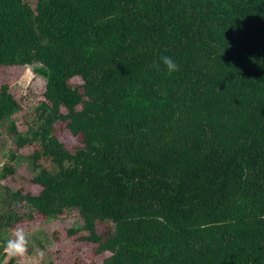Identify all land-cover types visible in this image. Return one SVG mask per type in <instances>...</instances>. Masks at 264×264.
<instances>
[{"label":"trees","instance_id":"trees-1","mask_svg":"<svg viewBox=\"0 0 264 264\" xmlns=\"http://www.w3.org/2000/svg\"><path fill=\"white\" fill-rule=\"evenodd\" d=\"M18 64L38 65L54 106L87 99L92 113L70 160L25 119L0 168V204L45 208L48 222L77 211V232L107 227L97 237L117 250L101 264H264V0H0V66ZM47 107L34 114L50 132ZM22 112L3 89L1 135ZM22 168L53 194L3 184ZM71 169L74 181L62 177ZM71 190L76 205L58 200ZM118 196L128 213L110 222ZM29 215L0 212V264L12 220Z\"/></svg>","mask_w":264,"mask_h":264},{"label":"rangeland","instance_id":"rangeland-1","mask_svg":"<svg viewBox=\"0 0 264 264\" xmlns=\"http://www.w3.org/2000/svg\"><path fill=\"white\" fill-rule=\"evenodd\" d=\"M36 67L38 65L34 64H18L12 67L0 66V94L3 89L9 88L17 98L21 99L23 105V112L15 123L17 126L12 127L11 132L7 134H0V168L6 161V152L14 147V133L18 129L24 128L25 125L27 129L29 120L31 122V126L29 125L30 130L46 136L54 152L61 156V159L70 160V152L75 146L79 145L81 140L80 126L92 113L91 102L87 99H81L71 109L54 106L48 99H45L43 91L46 79L35 72ZM72 81L81 82L77 78ZM96 93L102 96L107 95V92L100 87L96 90ZM43 101L48 105L47 108L52 114L55 115V119L50 120L52 125L50 132L46 131L42 121L45 115L42 112L38 115L34 114V105ZM30 117L34 119V122ZM27 118L29 120L25 124ZM29 151L31 149L25 150V152ZM78 174V171L71 169L63 173L62 177L74 181ZM30 179L28 172L22 168L14 179L7 178L3 184L29 197L53 194V191L46 188L42 183L31 182ZM58 200L67 205H76L77 191L71 190L66 194H60ZM114 201L110 222L128 213L125 196H118ZM8 208L15 209L20 213L28 212L30 214L26 220L14 219L11 222L14 225L12 230L17 226L23 227L29 238L27 254L22 258L17 257L14 264H101L117 250L113 243H103L98 239L97 236L103 235L107 230V227L103 225L89 224L90 232H77L74 230L80 223L77 211L69 212L65 220L48 222L45 208L29 205L26 201L18 200L16 203L11 204L4 200L0 204V212L4 213ZM155 215L173 225H179L180 223L179 218L175 215L162 213H156ZM11 235L12 232L9 237ZM88 237L93 238L95 241L89 242ZM6 259L4 256L2 264H5Z\"/></svg>","mask_w":264,"mask_h":264},{"label":"clouds","instance_id":"clouds-1","mask_svg":"<svg viewBox=\"0 0 264 264\" xmlns=\"http://www.w3.org/2000/svg\"><path fill=\"white\" fill-rule=\"evenodd\" d=\"M161 62L166 66L169 73L179 70L177 63L170 57H161ZM262 219H264V217H262ZM28 247L29 238L25 232V229L23 227L17 226L12 230L11 237L4 242L2 247V252L7 258L5 260V264H7L8 259L24 257L28 252Z\"/></svg>","mask_w":264,"mask_h":264}]
</instances>
